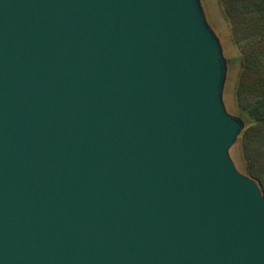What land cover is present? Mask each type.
Returning a JSON list of instances; mask_svg holds the SVG:
<instances>
[{
	"label": "water",
	"instance_id": "water-1",
	"mask_svg": "<svg viewBox=\"0 0 264 264\" xmlns=\"http://www.w3.org/2000/svg\"><path fill=\"white\" fill-rule=\"evenodd\" d=\"M200 0H0V264H264V196Z\"/></svg>",
	"mask_w": 264,
	"mask_h": 264
},
{
	"label": "trees",
	"instance_id": "trees-1",
	"mask_svg": "<svg viewBox=\"0 0 264 264\" xmlns=\"http://www.w3.org/2000/svg\"><path fill=\"white\" fill-rule=\"evenodd\" d=\"M242 54L238 100L246 117L237 143L264 196V0H221Z\"/></svg>",
	"mask_w": 264,
	"mask_h": 264
},
{
	"label": "rangeland",
	"instance_id": "rangeland-1",
	"mask_svg": "<svg viewBox=\"0 0 264 264\" xmlns=\"http://www.w3.org/2000/svg\"><path fill=\"white\" fill-rule=\"evenodd\" d=\"M200 3L208 25L219 39L223 56L227 64V74L222 97L225 109L229 114L239 117L245 122L246 117L243 113L242 105L240 104L237 96L239 77L241 74L240 62L242 58L239 46L240 43H238L239 35L234 34L233 26L224 13L221 0H200ZM237 141L229 151L230 158L235 168L241 174L250 177L246 171L244 160L242 158L240 147ZM257 184L259 185L258 182Z\"/></svg>",
	"mask_w": 264,
	"mask_h": 264
}]
</instances>
